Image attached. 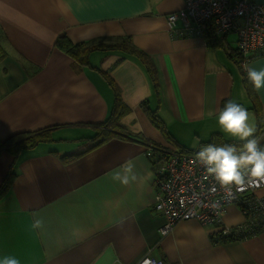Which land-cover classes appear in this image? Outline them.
I'll return each instance as SVG.
<instances>
[{
    "label": "crops",
    "instance_id": "crops-1",
    "mask_svg": "<svg viewBox=\"0 0 264 264\" xmlns=\"http://www.w3.org/2000/svg\"><path fill=\"white\" fill-rule=\"evenodd\" d=\"M183 6L184 0H0V29L7 36V55L0 59V145L14 134L54 127L52 139L29 153L13 157L0 149V185L14 162L16 168L0 198V257L13 255L21 264H136L145 256L173 264H264V230L215 244L210 233L217 228L181 220L162 235L151 145L133 137L102 143L101 136L92 137L115 106L116 89L105 72L127 111L121 124L135 136L175 151L150 118L149 110H156L185 145L191 131L232 138L214 114L227 99L250 101L243 76L240 84L242 69L227 53L228 36L237 42V34L224 36V48L172 34L167 16ZM176 27H183L180 20ZM61 34L74 42L130 38L149 54L157 85L139 57L119 49L96 50L91 65L74 68L73 58L55 45ZM247 65L264 68V56ZM256 93L264 122V88ZM128 166L135 180L132 173L128 184L112 179ZM37 219L43 226L33 228ZM222 220L231 229L245 218L231 204Z\"/></svg>",
    "mask_w": 264,
    "mask_h": 264
},
{
    "label": "built area",
    "instance_id": "built-area-1",
    "mask_svg": "<svg viewBox=\"0 0 264 264\" xmlns=\"http://www.w3.org/2000/svg\"><path fill=\"white\" fill-rule=\"evenodd\" d=\"M178 20L182 22V28L176 27ZM167 22L176 36L205 39L210 30L223 37L235 30L243 67L264 56V3L254 0H184L183 8L169 14ZM263 136L261 133L256 137L261 147H264ZM198 152L174 151L157 162L154 207L165 218L160 229L162 235H168L181 220H196L203 226L224 229L227 234L231 229L223 228L222 218L231 204H238L245 218V223L236 226V232L250 226L263 231L264 186L257 189L245 187L241 191L233 188L230 196L225 195L218 181L196 159ZM151 154L150 148L148 155ZM145 258L154 264H173L151 256H145L136 264H141Z\"/></svg>",
    "mask_w": 264,
    "mask_h": 264
},
{
    "label": "trees",
    "instance_id": "trees-1",
    "mask_svg": "<svg viewBox=\"0 0 264 264\" xmlns=\"http://www.w3.org/2000/svg\"><path fill=\"white\" fill-rule=\"evenodd\" d=\"M225 37L217 36L213 30H210L209 35L206 36V43L210 47H225ZM7 42V36L5 32L0 29V59H3L7 55V50L4 47V43ZM55 45L58 49L70 55L73 58V66L76 69H80L85 65H91L90 55L92 52L96 50H110V49H119L124 51L126 54L137 56L141 59V61L145 64L146 69L154 83V86L157 85L158 78L155 71L154 64L149 56L144 50L136 47L130 38H119L116 41H100V40H84L74 42L67 34H61L57 37L55 41ZM228 55L231 59L235 60L240 68L242 69L243 83L246 89V93L251 101L250 109L254 110L258 117V123L256 125V131L254 133L255 138L261 133L264 134V122L262 120V110L260 108L259 99L256 93V90L253 88L252 84L247 80V73L242 68L241 65V55L238 51V48L229 47L227 50ZM105 77L108 79L110 83H112L113 87L116 89V101L115 106L109 117H107L104 122L101 123L104 126V129L96 134L94 137L101 136L100 142H104L109 140L112 137H133L139 138L146 143L151 145L152 149V160L153 164L156 166L159 159L161 160L164 155L171 153L167 147L158 144L156 142H152L144 136H135L130 133L122 124L121 118L127 113L124 109V102L120 96V90L116 88V85L111 78L104 72ZM229 99L225 100L222 103V108L226 104ZM149 115L154 125L160 129V131L168 138V141L174 142L175 152H185V153H196L200 150L202 145H207L209 143H214L216 145H224V144H233L236 145L238 150L240 146L244 143L239 139L226 138L222 133L216 131L212 132L209 138L206 140H202L197 148H191L186 146L185 144L179 142V140L174 139L170 131L168 130L165 122L160 118L157 114L156 110H149ZM52 129L54 127H47L44 129L30 131V132H20L12 135L3 141L0 145V149L6 151L8 154L13 157H17L19 153L23 149H28L34 147L36 144L40 143L43 140L52 139ZM259 132V134H258ZM258 134V135H257ZM257 135V136H256ZM264 137V136H263ZM100 144V143H99ZM174 152V151H173ZM16 161V160H15ZM16 175L15 162L13 163L12 169L7 174L2 184L0 185V198L6 193L8 188H10L11 183L13 182L14 176ZM245 223V222H244ZM236 228H231V231L227 234L224 233L223 230H217L213 233H210V237L215 244L233 241L242 239L245 237H250L259 233L261 230H256L255 226H250L244 228L242 231H237ZM254 229V230H253Z\"/></svg>",
    "mask_w": 264,
    "mask_h": 264
},
{
    "label": "clouds",
    "instance_id": "clouds-1",
    "mask_svg": "<svg viewBox=\"0 0 264 264\" xmlns=\"http://www.w3.org/2000/svg\"><path fill=\"white\" fill-rule=\"evenodd\" d=\"M245 71L247 80L257 92L264 88V68L257 70L254 66L246 65ZM214 115L223 132L244 143L239 150L233 144L202 145L196 159L204 166L207 173L218 181L227 196L231 195L233 188L241 191L245 187L257 189L264 186V147L260 146L254 136L256 129L249 123L247 108L233 100H228ZM130 173H132V167L128 166L124 168L123 175L115 172L112 179L128 184ZM135 179L136 176L132 173L131 180ZM42 226V219L35 220L32 225L33 228ZM0 264H21V262L13 255H4L0 257ZM141 264H154V261L145 258Z\"/></svg>",
    "mask_w": 264,
    "mask_h": 264
},
{
    "label": "rangeland",
    "instance_id": "rangeland-1",
    "mask_svg": "<svg viewBox=\"0 0 264 264\" xmlns=\"http://www.w3.org/2000/svg\"><path fill=\"white\" fill-rule=\"evenodd\" d=\"M231 32H235L236 34H237V32L235 31V30H230L229 32H227L226 34H224V36H226V35H228L229 33H231ZM183 37H185V36H183ZM234 38H235V36H234V34H230L229 36H228V39L230 40V41H232V43H231V46L233 47V48H235L236 46V48H238V34H237V42H234L233 40H234ZM99 52V51H98ZM228 53V52H227ZM91 62H92V60H91ZM94 63V62H93ZM244 68V67H243ZM245 70V69H244ZM238 84V83H237ZM240 84L243 86V84H242V75H241V78H240ZM237 86V85H236ZM242 86H241V88H242ZM245 91V90H244ZM240 104H242V103H240ZM245 108H247V110H248V113H249V123L250 124H252L255 128H256V125H257V123H258V117H257V114H256V112L254 111V110H252V109H250V107H251V102L250 101H248L247 102V105H244V104H242ZM225 133V132H224ZM226 135H229V134H227V133H225ZM258 134H259V132H258ZM257 134V135H258ZM256 135V136H257ZM261 135V134H260ZM259 136V135H258ZM257 136V137H258ZM206 137H209L208 136V130H206V131H201V132H194V131H191V133L189 134V136H184V143H186V145H189L191 148H197L198 147V145L200 144V142L203 140V138H206ZM172 144H174V142H172V141H170ZM169 148H171V149H173V147H169ZM23 150H26L25 151V154L26 153H29L31 150H28V149H23ZM212 228V227H211Z\"/></svg>",
    "mask_w": 264,
    "mask_h": 264
}]
</instances>
